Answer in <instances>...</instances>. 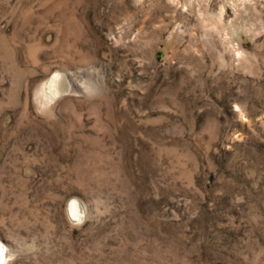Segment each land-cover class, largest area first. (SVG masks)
I'll use <instances>...</instances> for the list:
<instances>
[{
	"label": "rangeland",
	"instance_id": "obj_1",
	"mask_svg": "<svg viewBox=\"0 0 264 264\" xmlns=\"http://www.w3.org/2000/svg\"><path fill=\"white\" fill-rule=\"evenodd\" d=\"M0 241L264 264V0H0Z\"/></svg>",
	"mask_w": 264,
	"mask_h": 264
},
{
	"label": "clouds",
	"instance_id": "obj_2",
	"mask_svg": "<svg viewBox=\"0 0 264 264\" xmlns=\"http://www.w3.org/2000/svg\"><path fill=\"white\" fill-rule=\"evenodd\" d=\"M78 203H81L80 201H78V198L73 197L68 202L66 213L68 215L70 222L74 221L75 223L83 224L87 219L86 214H81L78 218L75 217L74 210L77 208ZM0 264H8V261L4 259L3 252H0Z\"/></svg>",
	"mask_w": 264,
	"mask_h": 264
},
{
	"label": "bare ground",
	"instance_id": "obj_3",
	"mask_svg": "<svg viewBox=\"0 0 264 264\" xmlns=\"http://www.w3.org/2000/svg\"><path fill=\"white\" fill-rule=\"evenodd\" d=\"M56 76H57V75H56ZM74 212H75V217H79V216H80V212H79L78 206H77V208L74 210ZM0 252H3L4 259L7 260L8 257H9V254H8V251H7V249L5 248V246L1 243V241H0Z\"/></svg>",
	"mask_w": 264,
	"mask_h": 264
}]
</instances>
